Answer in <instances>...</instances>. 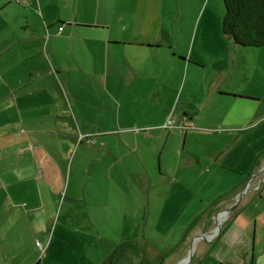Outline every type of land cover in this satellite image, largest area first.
Listing matches in <instances>:
<instances>
[{"label":"crops","instance_id":"1","mask_svg":"<svg viewBox=\"0 0 264 264\" xmlns=\"http://www.w3.org/2000/svg\"><path fill=\"white\" fill-rule=\"evenodd\" d=\"M109 7L106 4L102 10L100 0L0 1V128H16L0 139V264H42L36 263L41 253L45 264H78L74 259L85 254L77 239L58 227L60 219L54 223L53 216L41 212L47 207L36 204L34 197L36 189L48 197L59 193L66 171L60 161L80 138L94 137L89 131L79 134L76 128L82 129L87 121L84 114L92 111L88 100L94 83L107 88L114 109L118 106L119 112L124 108L128 113L148 106L141 101L144 95L158 109L173 107L180 77L188 92L176 124L189 148L188 155H181V162L173 167L170 183L180 186L184 168L189 182L200 186L189 191L184 206L194 207L187 224L190 232L199 226L196 238L214 233L216 221L221 225L214 241L199 247L195 241L193 260L196 264H264V99L255 96L253 89L244 91L229 83L235 63H228L208 85L207 101L223 105V114L219 121L198 124L193 117L197 112L187 113V108L194 107L191 90L195 71L202 70L200 63L195 65L191 56L176 52L163 27L141 26L147 12L140 15L142 24L125 22L119 31L108 23L110 14L116 16ZM11 8L19 9L21 24L12 23L16 12H8ZM147 32L159 33V39L143 41ZM103 79L111 84L99 82ZM148 81L155 87L148 88ZM247 82L251 85L253 79ZM68 96L76 103L78 117L70 114ZM4 103L16 110L12 126L5 124ZM169 112L161 125H131L121 131L147 139L141 133L162 129ZM184 123L189 127L183 128ZM21 128L28 136L19 132ZM179 206L171 204L173 209ZM229 209L233 211L227 216L222 214ZM104 253L97 254L103 257L100 264H115L113 256ZM51 258L57 259L52 262Z\"/></svg>","mask_w":264,"mask_h":264},{"label":"rangeland","instance_id":"2","mask_svg":"<svg viewBox=\"0 0 264 264\" xmlns=\"http://www.w3.org/2000/svg\"><path fill=\"white\" fill-rule=\"evenodd\" d=\"M100 2L102 10L106 4H109L110 11L112 8L116 10V16L112 18L110 14L108 23L118 27L119 31H123L125 22L131 26L142 24L140 15L147 12L146 23L141 26L163 27L164 36L172 37L176 52H185L187 56H191L197 61L192 62L195 65L200 63L198 66L202 70L195 71L196 77L191 90L194 107L187 108V113L197 112V116L193 117H196L198 124H205L210 120L219 121L220 114H223V105L216 100L207 101L210 93L208 85L220 75L222 69L227 68L228 63H235L229 83H235L236 87L240 85L239 88L244 91L253 89L255 96L264 99V49L240 48L223 35L226 10L222 0ZM9 10L11 11L8 12H16L12 23L21 24V17L17 14L19 9ZM102 17L103 11L100 18ZM31 20L33 18H30V23ZM144 35H141L144 37L143 41H148V38L159 39V33L147 32ZM180 78L179 86L174 91L176 96L173 107L166 105L162 109L154 106L150 97L144 95L141 101H147L148 106L142 107L135 102L139 109L132 108L126 113L123 108L119 112L118 106L113 108L106 87L95 86L94 83L95 90L89 91L88 101L91 104L88 109L92 111L84 114L87 121L82 129L79 130L78 126L76 128L79 134L89 131L94 133V137L89 140L80 138L67 151L65 160L60 161L66 170L62 190L59 193L55 191L48 197L45 192L36 189L34 197L36 204L42 207L45 204L47 207L45 210L41 209V212L44 211L46 216H53L54 223H58L60 219L58 227H64L66 233L72 234L77 239L78 248L84 250L85 254L77 256L75 263L100 264L103 257L97 256L99 251L109 253L108 257L113 256L115 264H134L138 261H144L145 264H180L189 257L199 226H195L191 232L188 230L191 226L187 223L191 221L195 210L194 207H185L191 196L189 191L200 186L189 182L184 168L180 171L181 176H185L180 186L170 183L173 167L181 162V155H188L189 148L187 140L183 144L184 131L178 129L176 124L178 112L182 109L188 92V86L184 88V78ZM250 79H253L252 86L247 82ZM154 81H158L156 76ZM99 82L111 84L106 79ZM153 83L148 81L146 85L154 88ZM120 86L123 88L122 83H119ZM120 92L123 93V89ZM67 103L71 116L76 114L78 117L76 103L69 96ZM4 105L7 109V115H3L5 124L12 126L16 123V110L11 103ZM167 111L171 112L162 129L152 132L147 129L141 133L147 139L128 137L121 131L131 125L138 128L161 125ZM175 111L176 116H173ZM22 130L23 128L19 129V132ZM105 130L112 131L110 136L108 133L101 135ZM13 131H16L15 126L0 128V139ZM137 132L140 133V129ZM22 133L28 136L27 130ZM176 202L180 204L179 209L171 208V204ZM177 215L180 217L179 223ZM202 242L204 241L199 242L198 247ZM55 259L57 258H51L50 261ZM193 259L195 260L194 256L188 264H196ZM39 262L45 264L42 253L36 263Z\"/></svg>","mask_w":264,"mask_h":264},{"label":"trees","instance_id":"3","mask_svg":"<svg viewBox=\"0 0 264 264\" xmlns=\"http://www.w3.org/2000/svg\"><path fill=\"white\" fill-rule=\"evenodd\" d=\"M222 1L226 10L223 35L240 48L264 49V0Z\"/></svg>","mask_w":264,"mask_h":264},{"label":"water","instance_id":"4","mask_svg":"<svg viewBox=\"0 0 264 264\" xmlns=\"http://www.w3.org/2000/svg\"><path fill=\"white\" fill-rule=\"evenodd\" d=\"M233 209H229V210L223 212L222 214L227 216L229 213H231L233 211ZM222 214H220L219 216H221ZM219 216H218V218H219ZM216 224H217V229H216L217 231L215 230V232L212 235L199 236L198 238H196L193 241L192 248H191V253H190L189 257L185 261H183L182 263H180V264H188L191 261V259L193 257V254H194V244H195V241L196 240H198V242H201V241H204V242H212L215 239H217V237L219 236L220 230H221V225H218L217 221H216Z\"/></svg>","mask_w":264,"mask_h":264},{"label":"built area","instance_id":"5","mask_svg":"<svg viewBox=\"0 0 264 264\" xmlns=\"http://www.w3.org/2000/svg\"><path fill=\"white\" fill-rule=\"evenodd\" d=\"M62 31H63V28H60V32H62ZM183 126H184L183 128H187V127H189V124L188 123H184ZM38 246H39V244H38Z\"/></svg>","mask_w":264,"mask_h":264}]
</instances>
